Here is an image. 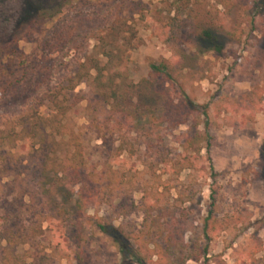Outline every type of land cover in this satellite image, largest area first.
Wrapping results in <instances>:
<instances>
[{
  "label": "rangeland",
  "instance_id": "rangeland-1",
  "mask_svg": "<svg viewBox=\"0 0 264 264\" xmlns=\"http://www.w3.org/2000/svg\"><path fill=\"white\" fill-rule=\"evenodd\" d=\"M54 89L65 136L52 131L44 168L28 108L58 112ZM258 106L264 0H0V264H134L140 249L148 264H264ZM194 133L204 141L190 147ZM77 142L89 172L113 183L93 205L82 195L97 185L61 173Z\"/></svg>",
  "mask_w": 264,
  "mask_h": 264
},
{
  "label": "trees",
  "instance_id": "trees-1",
  "mask_svg": "<svg viewBox=\"0 0 264 264\" xmlns=\"http://www.w3.org/2000/svg\"><path fill=\"white\" fill-rule=\"evenodd\" d=\"M201 39L203 41H211V40H213V35L210 31L205 30L202 32ZM216 49L218 52L222 51V47H217ZM152 69L157 73L162 72V69L159 67H152ZM61 93H62L61 91L57 92L56 89H54V93L52 95H49V101L52 104H54V106L56 108L57 107L59 108L58 112H51L50 114H47L41 118L38 116V112L35 111V109L33 112L34 114L32 115L33 108L32 107L28 108V111L31 112V113H29L30 115L28 116V119H30V120L34 119V121H33L34 122V131L38 132V134H36V133L34 134V144L32 146V149H34V153H37V154L42 153L43 154V156H41V158L39 159L40 160V162H39L40 167H44V168L47 167V165H48L47 160L50 159L49 153L53 152V150L51 149V143L57 144V142H55L56 138H49L52 135V131H56L60 136H63V135L65 136V132H61V131L55 129L56 127H54V124L59 121L58 115L59 114L65 115V113H66L65 108H63L61 105L58 106L57 101H58V97L61 95ZM257 109H258V112L264 111V110H262L261 106H258ZM203 115L206 117L208 116L207 112H205ZM208 118H209V116H208ZM204 130L206 131L205 138H206V143H208L207 144V150L209 151L211 144L208 142L209 141L208 132L210 130V124H209L208 120L206 121V123H204ZM39 135H41V136H39ZM38 136L41 138H37ZM185 139L186 140L184 143L185 144L188 143V145L190 147L193 144H200V143H202V141H204V138H201L196 133H194V135L187 134ZM68 140H69V138H64V137L61 138V141L63 143H66ZM77 144H76V146L73 147V151L71 152V154H69L65 158L66 162L64 165V169L62 170L61 173H63V175H65V176H67V178L71 179L70 180L71 185H73L74 187H76V186H82L83 187L86 184H88V186H90L89 183H93V184L97 185V186H94L93 190H91L88 187L87 193L85 195H82L83 200L85 201L86 204L93 205L98 201H102L107 193H112V191L114 189L112 186L113 183L110 180V178L107 177V173L103 170L98 171V172H95V170H94L93 173L89 172L88 167H87V161L85 158V154H84L83 149L81 147V143L77 142ZM196 151L199 152V149H196ZM36 157L34 156V159H36ZM22 165H23V163H22ZM25 167H27V166H25ZM22 175H23L22 172H18L15 176L20 179L22 177ZM57 175H59V174H57ZM216 177H217V174L212 169V179L215 180ZM215 195H216L215 191H212V193H211V205H210V209L208 211V216L206 218L204 229H203L205 239L207 240V246L201 254V256H203V257H207V255H208V247H209V243L211 241V238L209 237V231H210V229H214V227L210 228V226H212V223L215 221V217H216L215 212H214V208L216 205ZM44 209H46V208L44 207ZM51 212H52V210H51ZM47 223L51 228L52 224H53L51 219H49ZM53 228H54V231H51V232L53 235L52 237L56 241V243L61 244V243L65 242L66 241L65 236H64V234H61V232H60L61 231L60 224L59 223L54 224ZM98 228H99L100 232L105 234V235L112 237L113 236L112 230H114V232L119 234V236L123 239V241L124 240L129 241L131 239L127 235L123 234V232L119 229L109 228L104 224H98ZM10 235H12V234H10ZM24 241H26V240H24ZM9 243L11 244V241H9ZM23 243L24 244L25 243L26 244L31 243L33 245L34 240H29V242H23ZM121 250L123 251V248H121ZM158 255L159 254H157V256ZM201 256L200 255L195 256L193 254H189L184 259V262L190 261V260L198 262V261H200ZM131 258L134 260V264H148V262H147L148 256H146L141 249H140V251L135 250L134 253L131 254ZM151 258H152V256H151ZM164 264H168V260H166V263H164Z\"/></svg>",
  "mask_w": 264,
  "mask_h": 264
}]
</instances>
